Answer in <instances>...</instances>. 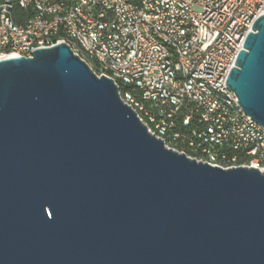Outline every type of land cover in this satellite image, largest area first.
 Listing matches in <instances>:
<instances>
[{"label":"water","instance_id":"water-1","mask_svg":"<svg viewBox=\"0 0 264 264\" xmlns=\"http://www.w3.org/2000/svg\"><path fill=\"white\" fill-rule=\"evenodd\" d=\"M225 83L264 127V14ZM0 264H264V170L167 148L65 43L0 58Z\"/></svg>","mask_w":264,"mask_h":264},{"label":"built area","instance_id":"built-area-1","mask_svg":"<svg viewBox=\"0 0 264 264\" xmlns=\"http://www.w3.org/2000/svg\"><path fill=\"white\" fill-rule=\"evenodd\" d=\"M104 1L115 3L117 12H123L122 27L124 20H131V27L124 28L134 51L130 64L125 66H133L129 87L134 99L146 106L147 112L164 128L181 133L185 139L200 141L210 148V154H235V149H246L247 155V149L260 147L258 163L236 166L263 171L264 127L252 118L253 128L240 126L233 110L219 99H211L205 92L191 90L187 84L176 81V73H170L167 66V48L175 47L178 59V51H182L190 36L189 23H197L201 31L200 47L192 62L178 60V71L207 77L237 98L225 80L254 19L264 14V0H145L147 9L141 11L140 17L130 16V9L134 8L132 0H89L85 14L98 20L105 32L104 41H111L114 50L120 53L121 48L115 45L117 35L108 31L112 18L104 19ZM168 6H175V14H168ZM203 20H211V27H203ZM156 24H168V33H157ZM155 36H162V44H155ZM32 40H41V47H32ZM58 43H64L60 36L35 34L34 39H21L11 33L0 58L10 56V52L23 56ZM134 73L143 74L141 83H133ZM186 156L195 159V155Z\"/></svg>","mask_w":264,"mask_h":264},{"label":"bare ground","instance_id":"bare-ground-1","mask_svg":"<svg viewBox=\"0 0 264 264\" xmlns=\"http://www.w3.org/2000/svg\"><path fill=\"white\" fill-rule=\"evenodd\" d=\"M132 3L134 8L130 9L131 17H140L141 11L147 9L145 0H132ZM87 7L89 0H0V56L1 50L7 46L11 33L21 39H34L35 34H44L45 37L60 36L97 76L103 75L114 81L122 102L135 112L147 131L162 139L166 146L174 147L185 155H195L197 161L222 168H230L239 163L241 165L258 163L260 147L247 149V155L246 149H235V154H210V148L203 146L200 141L185 139L181 137V133L169 131L158 123L153 115L147 112L146 106L134 99V93L129 87L133 66L125 65L131 62L134 44L127 40V29L124 27H131V20H124L122 27L123 12H117L115 3L104 1V19L112 18L108 21V31L117 35L115 45L122 50L118 53L111 41H104L105 32H102L98 20H93L85 14ZM168 14H175V6H168ZM203 27H211V20H203ZM189 30V39L182 46V51H178V59L175 47L167 48V66L170 73H176V81L187 84L191 90L205 92L211 99H219L227 109L233 110V116L240 126L253 128L251 117L244 113L233 93L228 92L223 86L214 84L207 77L178 71V60L192 62L201 44L199 25L189 23ZM156 31L168 33V24H156ZM155 44H162V36H155ZM32 47H41V40H32ZM31 53L27 52L23 56H30ZM13 55L17 56V52H10V56ZM142 81L143 74L134 73L133 83Z\"/></svg>","mask_w":264,"mask_h":264}]
</instances>
